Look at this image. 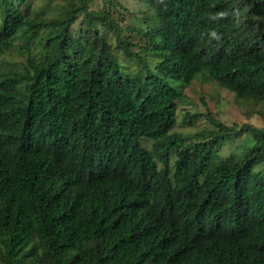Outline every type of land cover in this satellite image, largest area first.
<instances>
[{
	"label": "trees",
	"instance_id": "obj_1",
	"mask_svg": "<svg viewBox=\"0 0 264 264\" xmlns=\"http://www.w3.org/2000/svg\"><path fill=\"white\" fill-rule=\"evenodd\" d=\"M92 1L0 0V56L24 54L0 64V264H264V126L201 99L186 114L211 126L174 130L170 83L214 82L264 118V0H139L143 28Z\"/></svg>",
	"mask_w": 264,
	"mask_h": 264
},
{
	"label": "rangeland",
	"instance_id": "obj_2",
	"mask_svg": "<svg viewBox=\"0 0 264 264\" xmlns=\"http://www.w3.org/2000/svg\"><path fill=\"white\" fill-rule=\"evenodd\" d=\"M16 1V0H12ZM27 9L31 13L43 12L47 15L56 14L61 7L66 3V0H27ZM127 8L129 12H124L125 24L146 27L143 15L145 12V5L139 0H120ZM101 0H93L91 5L93 7H99ZM123 12V11H122ZM80 18H78L79 20ZM131 33V32H126ZM113 41L112 35L110 36ZM134 42L138 44L144 43L146 38L144 34L133 33L130 37ZM121 60L125 63L126 70L130 73L140 72L142 76L146 75L147 69L143 64H140L134 60L127 59L122 53H118ZM24 61V54L20 51L18 46L6 51L0 56L1 66L18 67ZM170 83L176 88L180 89V98L177 100V122L174 130L181 131L186 134H192L196 130L209 128L211 124L206 119H199L189 122L187 111H204L202 100L206 102L215 116L221 118L226 123L237 122L242 124L243 122H250L256 126H264V118L259 114L256 109L251 111L254 107L253 104L248 102L244 105H240L229 90L219 87L214 82L204 81L201 78L193 80L189 85H180V82L170 80ZM180 85V86H179ZM258 105L256 106V108ZM243 138V137H242ZM242 138H237L234 141L228 142L220 151L222 158L228 157L231 153L236 158L239 156V151L245 149L246 145L240 142ZM251 137H245L244 140L251 143ZM142 142L145 146L151 147V140L143 138ZM240 143V144H239ZM239 144V145H238ZM238 145V146H237ZM249 145V144H247ZM260 167L264 171V160L260 164Z\"/></svg>",
	"mask_w": 264,
	"mask_h": 264
}]
</instances>
